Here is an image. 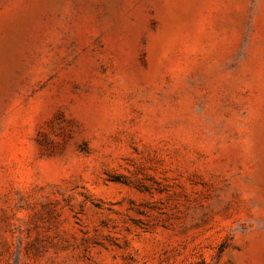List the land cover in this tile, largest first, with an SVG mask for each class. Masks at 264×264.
<instances>
[{
  "label": "rangeland",
  "instance_id": "rangeland-1",
  "mask_svg": "<svg viewBox=\"0 0 264 264\" xmlns=\"http://www.w3.org/2000/svg\"><path fill=\"white\" fill-rule=\"evenodd\" d=\"M0 264H264V0H0Z\"/></svg>",
  "mask_w": 264,
  "mask_h": 264
}]
</instances>
